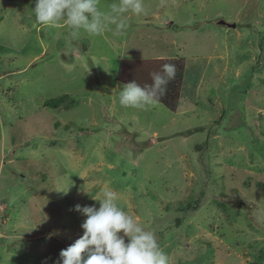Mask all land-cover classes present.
I'll list each match as a JSON object with an SVG mask.
<instances>
[{"label":"rangeland","instance_id":"1","mask_svg":"<svg viewBox=\"0 0 264 264\" xmlns=\"http://www.w3.org/2000/svg\"><path fill=\"white\" fill-rule=\"evenodd\" d=\"M144 3L73 38L0 0V264H56L107 190L168 264H264V0ZM182 58L176 113L119 104L122 60Z\"/></svg>","mask_w":264,"mask_h":264},{"label":"clouds","instance_id":"2","mask_svg":"<svg viewBox=\"0 0 264 264\" xmlns=\"http://www.w3.org/2000/svg\"><path fill=\"white\" fill-rule=\"evenodd\" d=\"M33 10L42 25L55 27L63 21L73 38L81 30L92 36L105 30L123 36L129 27L126 14H146L144 0H113L107 11L101 8L100 0H35ZM175 73L174 64H164L161 72L151 74L150 85L141 86L135 81L124 84L119 104L135 109L154 105ZM74 210L85 217L83 234L60 251L56 264H168L169 258L155 233L145 230L119 206L116 192L105 191L99 207L77 204Z\"/></svg>","mask_w":264,"mask_h":264},{"label":"trees","instance_id":"3","mask_svg":"<svg viewBox=\"0 0 264 264\" xmlns=\"http://www.w3.org/2000/svg\"><path fill=\"white\" fill-rule=\"evenodd\" d=\"M164 64H174L176 73L174 79L167 84L166 92L158 97L157 103L169 112L176 113L182 94L185 59L122 60L118 67L117 80L121 86L132 81L141 86L150 85L153 82L151 74L161 72ZM58 103L51 101L48 105L53 107Z\"/></svg>","mask_w":264,"mask_h":264}]
</instances>
